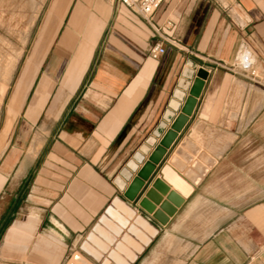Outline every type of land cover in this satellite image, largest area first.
<instances>
[{"label":"crops","instance_id":"obj_1","mask_svg":"<svg viewBox=\"0 0 264 264\" xmlns=\"http://www.w3.org/2000/svg\"><path fill=\"white\" fill-rule=\"evenodd\" d=\"M42 27L26 99L0 102V264H264V165L247 159L262 151L244 140L264 117V0H164L152 25L118 0H46ZM157 179L184 199L166 223L138 199Z\"/></svg>","mask_w":264,"mask_h":264},{"label":"rangeland","instance_id":"obj_2","mask_svg":"<svg viewBox=\"0 0 264 264\" xmlns=\"http://www.w3.org/2000/svg\"><path fill=\"white\" fill-rule=\"evenodd\" d=\"M45 3L46 0H0V102L6 101L5 113L9 112L8 101L26 99L28 89L35 81L33 67L42 59L40 54L49 44L42 40ZM28 67H32L31 70ZM44 67L45 63L42 68ZM262 81L261 88L257 91L261 93L263 99L257 103L263 105L264 116V79ZM258 127L259 132L250 134L247 132L244 140L245 145L256 146L257 151H262L259 154H247V159L256 160L264 165V117ZM3 220L0 222V243L4 240L11 222V219L6 222ZM44 240L40 235L32 239L39 243ZM9 256L13 255L9 253L5 255ZM0 257L4 256L0 253Z\"/></svg>","mask_w":264,"mask_h":264},{"label":"water","instance_id":"obj_3","mask_svg":"<svg viewBox=\"0 0 264 264\" xmlns=\"http://www.w3.org/2000/svg\"><path fill=\"white\" fill-rule=\"evenodd\" d=\"M240 63L243 67L248 68L254 62V59L251 57L248 51H244L239 55ZM208 72L205 69H200L197 73V77L194 80V83L190 89V94L186 98V101L182 107L181 112L176 117L175 121L172 124L171 129H169L164 135L161 143L154 150L150 157V161L145 164V166L139 171L138 176L131 183L126 195L131 199H136L140 190L145 185L146 180H149V177L153 170L155 169V164L159 163L164 154L167 151L174 140L176 139L178 132L182 130L185 123L188 120V116L193 113L195 108L197 97L200 96L201 91L204 86V80L207 78ZM168 186L161 180L157 179L153 182L152 188L149 189L145 197L142 195L139 196V203L147 211L153 212L154 216L158 218L162 223H166L169 220V216L173 215L178 206H181L184 202L183 197H180L175 191H172L168 194ZM167 195V201H165L161 208L167 210V214L163 215L161 210L155 211V204L162 202V195ZM173 203L174 207L169 206V203Z\"/></svg>","mask_w":264,"mask_h":264},{"label":"built area","instance_id":"obj_4","mask_svg":"<svg viewBox=\"0 0 264 264\" xmlns=\"http://www.w3.org/2000/svg\"><path fill=\"white\" fill-rule=\"evenodd\" d=\"M130 10L140 15L149 24H153V19L164 0H118ZM166 52L165 46L155 43L150 48V56L154 59L160 58Z\"/></svg>","mask_w":264,"mask_h":264},{"label":"bare ground","instance_id":"obj_5","mask_svg":"<svg viewBox=\"0 0 264 264\" xmlns=\"http://www.w3.org/2000/svg\"><path fill=\"white\" fill-rule=\"evenodd\" d=\"M172 103H173V105L177 106V102L176 101H173ZM72 261H73V259H72Z\"/></svg>","mask_w":264,"mask_h":264}]
</instances>
